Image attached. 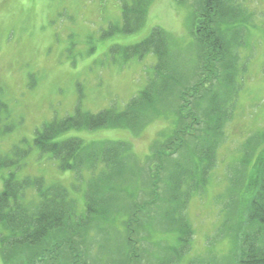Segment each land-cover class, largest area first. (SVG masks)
I'll list each match as a JSON object with an SVG mask.
<instances>
[{"label":"rangeland","instance_id":"obj_1","mask_svg":"<svg viewBox=\"0 0 264 264\" xmlns=\"http://www.w3.org/2000/svg\"><path fill=\"white\" fill-rule=\"evenodd\" d=\"M122 1L0 0L1 98L9 106V121L14 125L10 133L0 137V157L14 158V146L29 150L20 158L17 168L9 166L0 170V190L3 177L12 170L13 176L23 177L26 181L29 177H42L45 187L65 186L82 213L85 208V177L77 180L73 171L60 170L51 155L41 154L32 144L35 130H40L43 123L52 119L72 115L76 106L90 113L102 109H123L151 76L157 77L154 67L160 61L164 62V67H171L170 85L179 80L172 89L177 85L188 86L195 80L199 43L192 30L193 20L199 16L195 13L204 11L202 0H152L144 24L130 34L119 30ZM231 3L237 14L231 13L218 26L222 28L223 38L229 42L237 31L236 24L244 30L240 42L235 39L228 52L232 58L236 57L229 60L232 62L234 84L237 85L232 91L233 103L235 99L236 102L231 112L232 121L223 126V135L216 147V163L205 186L206 191L201 192V198L199 194L192 197L189 207L181 213L192 228L188 243L177 244L171 235L178 233L177 236L183 239L185 232L180 233L162 218V212L166 210L162 184L175 168L194 165L198 159L194 150L200 148L207 132L197 133L194 139L183 136V144L175 145L183 135L178 134L176 140L173 137L179 125L174 112L177 103L175 91L166 101L157 97L152 107L145 108L143 112L139 108L141 117L130 128L121 121L93 130H67L59 135L58 138L78 137L84 143L94 141L99 144L113 140L111 143L114 145L123 144L124 161L134 172L130 177L126 173L125 183L131 185L129 195L124 191L121 180L114 186L113 182L107 185V191L117 194L116 201L123 208L99 219L97 226L84 230L80 242L74 240L79 249L90 254V264H93L92 258L97 251L95 244L99 242L104 245L102 255H105L101 264L126 263L128 251L118 252L121 247L118 234H123L121 222L128 213L126 208H134L135 202L149 200L147 167L156 164L152 158L156 148L161 149L162 144L171 146H166L171 157L167 159L165 169L160 171V199L156 205L147 206L145 211L149 217H141V222H149L144 241L146 250L141 251L143 255L145 253L147 264H153L156 257L168 255L165 245L168 242L173 246L172 258L186 250L180 261L173 264H236V237L243 226L240 219L245 216L241 207L243 184L248 180L249 171L252 177L256 168L257 171L264 169V139H260L264 135V0H232ZM156 28L162 29L166 35V57L159 60L156 51L141 57L136 53L130 54L132 46L141 43ZM153 44L155 49H161L157 34ZM228 55L223 57L225 61H219L217 67L221 69L222 64L225 65ZM224 75L221 78L224 79ZM226 86L221 80L214 89L222 92L225 88H233ZM154 108H159L160 112ZM258 158L262 161L255 165ZM89 166L82 165V168L90 176L92 165ZM28 188L26 199L36 201L37 197L30 186ZM56 237L57 234L51 236L52 239ZM124 244L126 246L125 241ZM67 252L64 250L60 254L67 258ZM1 259L0 255V264H3ZM63 262L70 264L71 261ZM8 264L15 263L11 261Z\"/></svg>","mask_w":264,"mask_h":264},{"label":"trees","instance_id":"obj_2","mask_svg":"<svg viewBox=\"0 0 264 264\" xmlns=\"http://www.w3.org/2000/svg\"><path fill=\"white\" fill-rule=\"evenodd\" d=\"M150 1L152 0H123L119 13L122 19L119 30L130 34L141 28ZM231 1L202 0L204 11L201 14L197 13L199 16L193 20V31L200 44L198 51L200 58L194 72L195 83L193 81L188 86H185L186 84L177 85L172 89L174 83L179 80L170 85L171 67H164V62L160 61L157 67H154V75L157 77L152 78L151 76L143 89L131 97L123 109L117 111L102 109L97 113H90L76 107L73 115L62 119H52L43 123L40 130L35 131L32 144L41 153L51 155L63 171H73L77 180L87 178H85V202L83 203L85 209L82 213L78 211L75 200L71 198L65 186L45 187L42 177H29L30 179L26 181V179L23 180V177L18 179L13 176L14 170L10 171L4 178L0 191V224L2 227L0 228V255L3 264L4 262L8 264L11 261L15 264H64L63 260H70V264H90L88 261L90 254L79 249L75 241L80 242L84 230L97 226L99 219H104L107 215L117 213L123 208V206L119 207L117 194L114 195L107 191V185L113 182L112 186H114L121 180L124 191L129 195L128 190L131 185L125 183L126 173L128 172V177H130L134 175V172H131V168H128L124 163L123 144L114 145L111 143L113 140H108L109 142L102 141L108 143L100 145L101 141L99 144L94 141L84 143L76 137H58L67 130H93L121 121H125L126 126L130 128L141 117L139 108L143 112L145 108L152 107L157 97H163V101H166L172 91L177 93L174 112L179 120L173 137L176 140L178 134H183L175 142V145L183 144L185 140L183 136H191L194 139L197 138V133L207 132L201 141L200 148L194 150V152L197 151L198 156L194 165L175 168V171L166 178L164 183V186L168 187L165 199L168 200V204L162 216L171 226L172 220L170 219L175 214L177 230L180 233L185 232L186 237L181 239L177 236L178 233L171 236L177 244L189 242L192 230L184 216L181 217V208L188 202L192 193L204 189L208 182L207 176L215 164L216 147L223 135L221 134L223 126L229 120L234 104L232 91L237 85L234 84L232 62L229 61L234 58L228 54L232 43L236 41L235 39L238 40V43L240 42L239 38L244 30L236 24L237 31L232 34L229 42L225 37L223 38L222 28L220 29L218 26L220 21H225L231 13H235ZM155 34L160 37L161 49H155V44H153ZM152 51L158 53L159 60L166 57V53H168L167 38L160 28L153 29L141 43L132 46L130 54L136 53L141 56L148 52L152 53ZM226 55L229 58L220 69L217 65L219 61H225L223 57ZM220 71L225 73V75L222 73L224 79L221 78ZM221 80L227 85L226 87L233 86V88H225L222 92H216L214 85H220ZM9 111L7 102L0 96V136L10 133L14 126L9 121ZM260 139H264V135H261ZM93 145L97 146L93 147ZM166 146V144H162L161 149L156 148L155 157L152 158L156 160V166L151 164L148 168L149 200L142 203L135 202L134 208L131 206V209L130 207L125 209L128 210V213L121 222V233L123 234H118L119 244H121L118 252L128 251L125 264H147L144 259L146 250L144 241L148 234L146 225L149 222H145L146 224L141 222L143 221L141 217L142 215L149 217L145 211L147 206L155 205L160 199L159 190L162 181L160 171L165 169L170 156L167 154ZM167 147L171 148L170 145ZM28 152V149L15 146L13 148L14 158L0 157V170L9 166L17 168L20 165V158ZM260 158L255 161V165H259L258 163L262 161ZM82 165L88 166V168H90L89 165H92V175L89 176V173L85 172L86 170L83 171ZM244 166L246 167V164ZM248 175L241 194L243 198L241 207L246 214L244 213L245 216L240 219V225L243 226L236 237L237 255L235 259L236 264H264V169L257 171L256 168L254 172L252 171V177L250 171ZM28 186L37 197L34 202L26 199ZM171 207L173 208L171 209ZM52 234H57V237L52 239ZM165 245L168 255L164 258L156 257L153 264H173L180 261L183 254L186 253V250L182 251L178 256L172 258L173 246L171 242ZM95 246L97 251L95 250L96 254L92 258L93 264H101L105 257L102 255L104 245L99 242ZM64 250L68 251L67 258L60 254ZM141 251H144V255Z\"/></svg>","mask_w":264,"mask_h":264}]
</instances>
